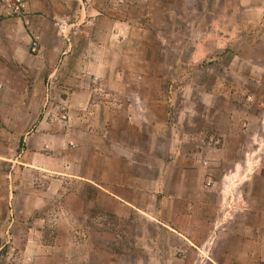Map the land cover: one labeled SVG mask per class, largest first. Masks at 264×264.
I'll return each mask as SVG.
<instances>
[{"label": "crops", "instance_id": "0c3cea01", "mask_svg": "<svg viewBox=\"0 0 264 264\" xmlns=\"http://www.w3.org/2000/svg\"><path fill=\"white\" fill-rule=\"evenodd\" d=\"M152 1L78 0L61 17L55 0H22L24 14L0 16V264H264V156L231 158L227 133L184 130L174 94L146 91L164 61L135 55L136 35L181 53L182 37L228 31L209 0H192L184 26L176 0ZM90 212L144 231L102 234Z\"/></svg>", "mask_w": 264, "mask_h": 264}, {"label": "rangeland", "instance_id": "374dc122", "mask_svg": "<svg viewBox=\"0 0 264 264\" xmlns=\"http://www.w3.org/2000/svg\"><path fill=\"white\" fill-rule=\"evenodd\" d=\"M15 1L0 0V16L12 14L11 5ZM239 1L229 0L227 3V0H219L217 3V0H209L208 7L202 0L195 4L199 8L214 10V13L205 10L204 14L208 19L212 16L218 17L216 20L220 21H216V26L220 31H228L226 35L182 37L184 43L179 45L184 44L186 50L181 53L162 51L164 46L160 38L153 34L144 37L136 35L134 47L136 56L164 61V66L155 69L154 76L160 79L147 84L146 91L160 92L161 95L164 91L168 95L174 94L172 106H167L172 109V120L193 134L199 131L203 136L213 134L217 138L220 134L227 133L231 139V158L236 157L238 148H245L247 156L258 158L264 156V0H241V3L246 1L245 7ZM191 2L192 0H176L173 8L186 18L177 21L178 24L184 26L192 22L191 13L187 11ZM256 5L259 6L257 11ZM161 6L159 1H152L155 12ZM77 10L78 0H55L56 15L70 17ZM135 15L140 17L142 12L136 11ZM222 15L225 18L222 19ZM209 22L203 20L200 30L206 31ZM166 38L167 42L175 40L174 37ZM198 38L204 42L206 50L196 60V57H192V50H188L194 47L193 40ZM148 40L151 43L146 44ZM177 58L184 66L174 70L170 68V64ZM207 98L216 110L213 125H209V129L206 128L205 115L210 113V107L204 102ZM152 108L162 115L163 105L154 103ZM82 189L85 192L94 191L91 188ZM60 201L61 197L56 196L53 203ZM87 220L92 225V230L106 235L127 236L126 233L131 230L134 231L133 234H142L144 231L141 219L132 222L135 228L129 227L127 221L98 216L94 212L89 213ZM93 221H96L95 224ZM52 229L49 227L48 231ZM124 248L125 243L122 244V249Z\"/></svg>", "mask_w": 264, "mask_h": 264}, {"label": "built area", "instance_id": "2783aa9c", "mask_svg": "<svg viewBox=\"0 0 264 264\" xmlns=\"http://www.w3.org/2000/svg\"><path fill=\"white\" fill-rule=\"evenodd\" d=\"M12 11L13 13L15 14H19V15H22L24 14V6H23V3H22V0H16L12 5ZM40 49H41V43L39 41V39L36 37V38H33L31 40V43H30V52L31 54H38L40 52Z\"/></svg>", "mask_w": 264, "mask_h": 264}, {"label": "bare ground", "instance_id": "6f19581e", "mask_svg": "<svg viewBox=\"0 0 264 264\" xmlns=\"http://www.w3.org/2000/svg\"><path fill=\"white\" fill-rule=\"evenodd\" d=\"M229 180V179H228ZM232 180V179H231ZM231 180H229V181H231ZM227 183V182H226ZM229 186V185H228ZM231 187V186H230ZM227 189V188H226Z\"/></svg>", "mask_w": 264, "mask_h": 264}]
</instances>
